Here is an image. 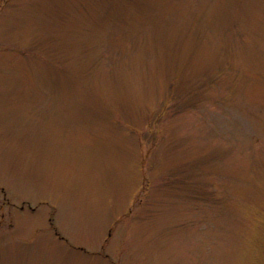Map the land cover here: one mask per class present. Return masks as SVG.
<instances>
[{
  "label": "rangeland",
  "instance_id": "obj_1",
  "mask_svg": "<svg viewBox=\"0 0 264 264\" xmlns=\"http://www.w3.org/2000/svg\"><path fill=\"white\" fill-rule=\"evenodd\" d=\"M0 264H264V0H0Z\"/></svg>",
  "mask_w": 264,
  "mask_h": 264
}]
</instances>
